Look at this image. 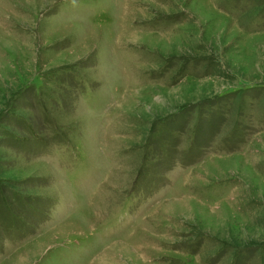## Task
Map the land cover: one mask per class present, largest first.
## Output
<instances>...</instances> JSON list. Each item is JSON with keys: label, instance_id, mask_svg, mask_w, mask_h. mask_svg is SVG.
<instances>
[{"label": "rangeland", "instance_id": "rangeland-1", "mask_svg": "<svg viewBox=\"0 0 264 264\" xmlns=\"http://www.w3.org/2000/svg\"><path fill=\"white\" fill-rule=\"evenodd\" d=\"M0 264H264V0H0Z\"/></svg>", "mask_w": 264, "mask_h": 264}]
</instances>
